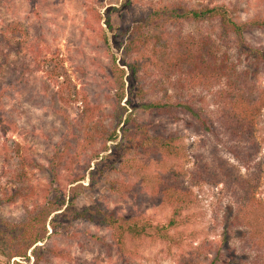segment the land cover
I'll list each match as a JSON object with an SVG mask.
<instances>
[{
    "label": "rangeland",
    "instance_id": "rangeland-1",
    "mask_svg": "<svg viewBox=\"0 0 264 264\" xmlns=\"http://www.w3.org/2000/svg\"><path fill=\"white\" fill-rule=\"evenodd\" d=\"M42 1L41 4L40 2L34 4L29 0H0V32L5 30L8 37L12 39V43L16 40H28L32 35L36 37L40 32L49 48L44 53L46 58L53 60L58 72L59 68L65 71L68 82L75 85L80 94H85L91 101L100 104L101 110L98 112L107 115L112 110L111 99L122 96L121 109L117 108V113L120 112L121 116L119 120L123 121L127 115L133 114L138 121L154 126L155 133L177 136L183 150V157L175 162V166L180 163L186 172H190L197 167L198 163L206 164L218 173L220 180L216 185L194 184L188 177L184 180V187L189 188L193 193L194 203L183 210L181 217L177 218L178 221L183 218L187 223L173 231L175 234L178 232L179 237L184 239L181 247L173 248L162 242L152 244L146 239L142 242V246L137 248L139 257H130L129 262H124L116 249L109 228L86 220L69 222L66 217L60 218L58 226L64 228L67 233L53 237L51 242L69 252L72 263L80 260L86 264H187L188 261H192L190 257L193 254H205L208 248L212 250L208 251L212 252L209 257L213 256L216 249L224 243L223 254L230 262L254 264V259L264 253V244L254 245L253 241L248 243L246 238L238 239L242 229L226 231L228 221L232 219V216L234 218L237 206L235 200L230 197L232 189H228L230 185L225 186L224 180L228 173L227 176L230 178L236 174L256 184L253 206L259 204L264 214V98L258 104L253 136L250 137L252 145L256 146V149L250 152H254L255 155L247 158L242 154L240 158H234L231 153L233 142L230 139H224L225 147L229 149L225 151L222 149L218 152V156L232 166L224 173L216 166L218 158L214 157L216 152H212L215 137L205 134L201 130L199 121L180 112L177 119L168 116V120H163L161 124V117L152 113L145 105L169 96L178 99L183 105L201 110L207 118L215 122L216 114L213 116V113L217 110V106L212 98L216 91L225 88V80H220L217 86L189 84L187 91L185 90L180 97L176 91L180 85L177 81L184 78V74H166L167 77H162L160 74L157 76L156 73L148 76L140 73L139 77L143 76V79L138 83L123 66L125 62L136 57V54H133L126 58L124 54L128 38L127 33L126 35L124 33L126 28L131 26L134 18H140L146 14L151 6L178 0H88L89 4L95 5L103 14V20L100 23H95L80 0ZM183 1L192 6L196 4L227 5L236 10L240 21H247L259 15L264 17L263 0ZM34 7H37L39 18L35 15ZM108 10L110 12L107 16L104 12ZM210 28L209 25L208 28L203 27V30L209 31ZM26 30L29 37L25 35ZM184 32H196V29L194 26H187ZM246 44V48L264 50V32L247 31L244 35V45ZM222 46V50L230 51V62L237 66L239 73L248 72L250 79L255 80L258 89L264 94V67H257L259 68L257 69L238 45L234 50L225 45ZM6 51L7 49L2 47L0 56ZM24 54L25 51L22 52V55ZM23 60L28 69L25 74L27 84L17 88L13 83L15 88L10 83L16 79V76L10 77V72L12 70L16 72L19 64L18 57L12 52L8 53L4 63L0 57V63H2L0 92L4 94L2 95L3 108L13 124L10 130L0 131V191L14 188L16 184L10 179L12 172L28 171L27 166L30 161L37 167L31 171V183L39 191L46 188L47 182L51 179V174L47 179L48 173L45 171L49 157L57 146L65 147L67 142L64 139L67 124L49 103V101L54 102L52 92H58L59 88L49 80L45 71H31L34 66L31 55H24ZM117 68L125 70L122 76ZM42 81H46L50 87L47 96L44 93ZM156 81H159L158 86L153 85ZM140 85L144 93L136 96L137 87ZM55 103L59 106L58 109L63 108L68 111L70 119L78 118L83 110L81 102L72 104L70 108L56 98ZM119 114L116 115L119 116ZM98 118L102 119L103 116L100 115ZM203 118L206 119L205 116ZM107 122L109 123V120H104L105 125ZM215 126L217 127V124ZM222 131L217 127L220 135ZM118 140L119 138L115 142H109L108 148L115 146ZM247 143L248 141L243 142L242 148L243 146L250 148ZM108 151L102 153L97 159H93L88 168H84L81 181L70 183L69 179H66L68 177L64 176L60 184L57 183L53 187L60 188L66 202L69 201L72 204L73 211L97 207L106 213H113L116 217L131 216L137 220L148 219L154 223H166L172 212L170 208H164L153 194L155 189L145 187L143 177L139 173L135 174L132 169L122 168L113 171L109 167L112 160L105 158L109 154ZM199 155H203V158H197ZM115 160L113 159V162ZM118 166L120 165H116V168ZM61 173L66 175V170H62ZM152 183L155 184V182ZM236 187L237 185L233 184L232 188ZM252 208L251 204L247 207L249 210ZM4 213L14 220L20 219L23 215L20 205L5 209ZM48 229L50 232L51 229ZM30 250L29 261H27L29 264L34 261ZM17 260L25 262L21 258ZM72 263L56 259L51 264Z\"/></svg>",
    "mask_w": 264,
    "mask_h": 264
},
{
    "label": "trees",
    "instance_id": "trees-1",
    "mask_svg": "<svg viewBox=\"0 0 264 264\" xmlns=\"http://www.w3.org/2000/svg\"><path fill=\"white\" fill-rule=\"evenodd\" d=\"M29 1L34 4L43 3L42 0ZM80 2L95 23L103 20V14L95 5L89 4L88 0H80ZM34 12L39 18L37 7H34ZM109 12V10L105 11L104 14L107 13L108 16ZM209 25L210 30L204 31L203 27L208 28ZM187 26H194L196 32L185 33L184 28ZM249 30L264 32V17L259 15L247 21H240L236 10L227 5L192 6L186 1L178 0L151 6L146 14L134 18L131 26L127 27L124 33L128 36L125 57L133 54H136V57L125 62L123 66L138 83L142 82L143 76L154 73L162 77H167L166 74H184V78L177 81L180 85L176 91L181 97L183 92L187 91L189 84L217 86L220 80H225V88L216 91L212 98L217 106V110L213 113V116L216 114L215 122L207 118L201 110L183 105L178 99L169 96L145 105L152 113L161 117L160 123L165 119L168 120V116L177 119L180 112L199 121L201 130L215 137L212 152H216L217 156H214L218 158L216 166L224 173L232 168L228 161L218 156V152L222 149L224 151L229 149L225 147L226 139L233 142L231 153L234 158H240L242 154L247 158L255 155L254 152H250L256 149L250 137L253 136L258 104L263 100L264 94L258 89L255 80L250 79L248 72L239 73L237 66L230 62V51L222 50V45L233 50L238 45L256 68L264 67V50L250 49L246 48L247 44L244 45V35ZM25 35L29 37L27 30ZM2 47L7 49L5 54L0 56L3 63L8 53L12 52L18 57L16 72L13 70L10 72V77L16 76V79L10 83L11 86L15 87L13 84L15 83L19 88L22 84H27L25 74L28 69L23 58L28 54L31 55L34 63L31 71H45L49 80L57 85L59 91L52 92L54 102L49 101L50 107L56 110L57 115H60L68 128L64 136L67 140L65 147L57 146L49 157L45 171L48 173L47 179L50 174L51 179L47 182L46 188L39 191L31 183V171L37 167L30 161L27 166L28 171L12 172L10 179L16 186L0 191V264H29L27 261H29L30 249L34 259L31 264H51L56 259L72 263L71 254L51 242L53 237L67 233L64 228L58 226L61 217H66L69 222L86 220L109 228L116 249L124 262H129L130 257H139L137 248L142 246V242L146 239L152 244L162 242L173 248L181 247L184 239L179 237L178 232L175 234L173 231L187 223L183 218L180 221L177 218L181 217L183 210L194 203L193 193L189 188L184 187V180L188 177L194 184L216 185L220 181L218 173L208 165L200 163L190 172H186L180 163L175 166V162L183 157L177 136L155 133L154 126L138 121L133 114L127 115L123 121L119 120L121 116L120 112L117 113V108H120L122 96L111 99L110 113L103 115L102 112H98L101 110L100 104L91 101L85 94H80L75 85L68 82L65 71L59 68L58 72L53 60L46 58L44 53L49 48L40 32L36 37L32 35L28 40H16L12 43L5 30L1 31L0 49ZM23 51H25L24 55H22ZM1 65L2 63L0 67ZM117 70L121 76L125 72L124 69L117 68ZM140 73L142 77H139ZM42 83L47 96L50 87L46 81ZM158 83L159 81H156L153 85L158 86ZM143 93L142 85L138 86L135 95L139 96ZM2 95L3 92H0V131L6 132L13 127V124L4 111ZM55 98L69 108L72 104L81 102L83 105L81 115L70 119L67 110L58 109ZM100 115L103 116L102 119L98 118ZM204 116L206 119L203 118ZM104 120H109V123L105 125ZM216 124L223 130L222 135L217 132ZM118 138L112 150L109 149L108 143L115 142ZM245 141H248L247 145L250 148L246 146L242 148L241 144ZM107 151L109 154L105 158L112 160L109 167L113 171L122 168L132 169L135 174L139 173L143 177L145 187L155 189L153 194L164 208H170L172 212L166 223H154L148 219L137 220L131 216L116 217L113 213H106L97 207L73 211L72 204L66 202L60 188L53 187L57 183L60 184L64 176L68 177L66 179H69L70 183L81 181L84 168H88L93 159H97ZM197 158H203V155ZM113 159L116 160L113 162ZM116 165L120 166L116 168ZM62 170H66V175L61 173ZM227 174L224 184L230 185L228 187L232 189L229 190L230 197L235 200L237 207L234 218L232 216L228 221L226 231L242 229L238 239L246 238L247 242L253 241L254 245L264 244L263 209L259 204L253 206L256 184L244 180L240 175L235 174L230 178ZM233 184L237 185L235 189L232 188ZM133 186L137 188L136 185ZM250 204L253 208L249 210L247 207ZM18 205L23 211L20 219L14 220L4 213L5 209ZM48 228L51 229L50 232ZM223 247H225L224 243L210 257L209 254L212 253L208 252L212 251L210 248L205 254H193L190 257L192 261H188L187 264H233L224 256ZM17 258L24 259L22 261L25 262H20ZM256 263L264 264V253L254 259V264ZM72 264L86 263L78 260Z\"/></svg>",
    "mask_w": 264,
    "mask_h": 264
}]
</instances>
